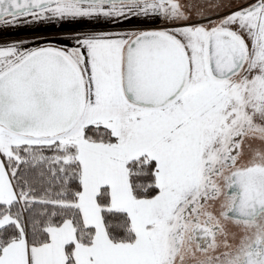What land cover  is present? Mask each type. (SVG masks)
<instances>
[{
  "label": "snow or ice",
  "instance_id": "6c2138e0",
  "mask_svg": "<svg viewBox=\"0 0 264 264\" xmlns=\"http://www.w3.org/2000/svg\"><path fill=\"white\" fill-rule=\"evenodd\" d=\"M21 17L111 27L0 41V264H264V0Z\"/></svg>",
  "mask_w": 264,
  "mask_h": 264
},
{
  "label": "crops",
  "instance_id": "0c3cea01",
  "mask_svg": "<svg viewBox=\"0 0 264 264\" xmlns=\"http://www.w3.org/2000/svg\"><path fill=\"white\" fill-rule=\"evenodd\" d=\"M20 23L16 25H0V41L9 38H22L25 40L34 39V42H40L41 37H55L66 31H75L73 27H65L64 23L57 24L54 21L31 20L27 17H21ZM131 23L136 21L132 20ZM111 27L108 25L105 28ZM64 42V41H61ZM67 42V41H66Z\"/></svg>",
  "mask_w": 264,
  "mask_h": 264
},
{
  "label": "rangeland",
  "instance_id": "374dc122",
  "mask_svg": "<svg viewBox=\"0 0 264 264\" xmlns=\"http://www.w3.org/2000/svg\"><path fill=\"white\" fill-rule=\"evenodd\" d=\"M65 27H73L77 30L83 29L85 27H95V28H105L108 26L106 23H97V24H92L87 20H80V21H74V22H65L64 23ZM76 31V30H75ZM67 43L66 41H64Z\"/></svg>",
  "mask_w": 264,
  "mask_h": 264
}]
</instances>
